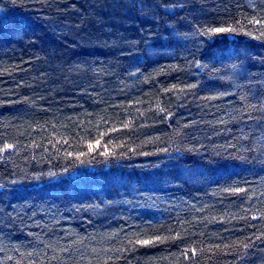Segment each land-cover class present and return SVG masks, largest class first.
Masks as SVG:
<instances>
[{"label": "trees", "instance_id": "trees-1", "mask_svg": "<svg viewBox=\"0 0 264 264\" xmlns=\"http://www.w3.org/2000/svg\"><path fill=\"white\" fill-rule=\"evenodd\" d=\"M0 264H264V0H0Z\"/></svg>", "mask_w": 264, "mask_h": 264}, {"label": "snow or ice", "instance_id": "snow-or-ice-1", "mask_svg": "<svg viewBox=\"0 0 264 264\" xmlns=\"http://www.w3.org/2000/svg\"><path fill=\"white\" fill-rule=\"evenodd\" d=\"M213 31L217 32V33H223V32H226V31H229V29H224V28H217V29H214ZM5 148H11L12 145H5L4 146ZM141 243H150V241H141Z\"/></svg>", "mask_w": 264, "mask_h": 264}]
</instances>
